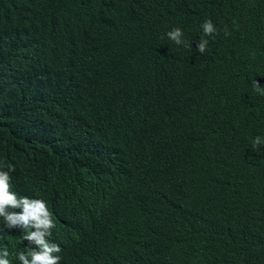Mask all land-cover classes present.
Returning <instances> with one entry per match:
<instances>
[{"label": "trees", "instance_id": "1", "mask_svg": "<svg viewBox=\"0 0 264 264\" xmlns=\"http://www.w3.org/2000/svg\"><path fill=\"white\" fill-rule=\"evenodd\" d=\"M206 20L204 53L168 42ZM256 80L264 0H0V165L60 264H264Z\"/></svg>", "mask_w": 264, "mask_h": 264}, {"label": "clouds", "instance_id": "2", "mask_svg": "<svg viewBox=\"0 0 264 264\" xmlns=\"http://www.w3.org/2000/svg\"><path fill=\"white\" fill-rule=\"evenodd\" d=\"M217 32L213 22L206 20L201 25V33L190 43L182 28L174 27L167 33L168 42L174 48H192L204 53L208 41ZM227 35V33H226ZM255 88L262 95L259 82L255 81ZM264 144L262 138L254 140V147ZM264 149V148H263ZM13 171L10 165H0V240L7 235L15 234L21 240L28 241L33 247L29 255L18 254L20 264H60V257L54 255L61 248L50 242L51 230L55 227L52 214L55 210L52 205L41 196H29L20 193L14 184ZM8 248H0V264H11V254Z\"/></svg>", "mask_w": 264, "mask_h": 264}]
</instances>
